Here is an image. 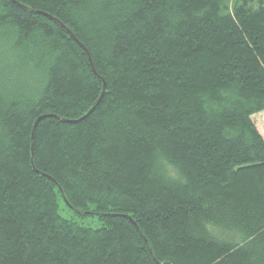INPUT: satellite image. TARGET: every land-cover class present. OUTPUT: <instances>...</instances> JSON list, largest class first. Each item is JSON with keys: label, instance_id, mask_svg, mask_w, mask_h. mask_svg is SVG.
I'll list each match as a JSON object with an SVG mask.
<instances>
[{"label": "trees", "instance_id": "16d2710c", "mask_svg": "<svg viewBox=\"0 0 264 264\" xmlns=\"http://www.w3.org/2000/svg\"><path fill=\"white\" fill-rule=\"evenodd\" d=\"M17 1L0 264H264V0Z\"/></svg>", "mask_w": 264, "mask_h": 264}, {"label": "water", "instance_id": "95a60500", "mask_svg": "<svg viewBox=\"0 0 264 264\" xmlns=\"http://www.w3.org/2000/svg\"><path fill=\"white\" fill-rule=\"evenodd\" d=\"M16 3H18L19 5H21V6H23L24 8H26V9H29V7L27 6V5H25V4H22V3H20L19 1H17V0H14ZM37 12H41V13H44L45 15H47V16H49L50 18H52V19H54L55 21H57V22H59L67 31H68V33L78 42V43H80V45L82 46V47H84V49L86 50V52H87V54H88V57H89V60H90V63H91V66H92V69H93V71L97 74V75H99L100 77H102L100 74H99V72L97 71V69H96V67H95V64H94V60H93V57H92V54H91V52H90V50L88 49V47L74 34V32L65 24V23H63L60 19H58L57 17H55V16H53L52 14H50V13H48V12H45V11H41V10H37ZM103 78V77H102ZM103 80H104V78H103ZM105 90H106V81L104 80V87H103V92H102V95H101V97H100V99L102 98V96H103V94L105 93ZM100 99L98 100V101H100ZM88 114H89V112H88ZM42 117H39L37 120H36V122H35V124H34V129H35V127H36V125H37V123L39 122V120L41 119ZM67 121H70V122H77L78 121V119H76V120H71V119H66ZM33 133H34V130H33ZM46 175H48V174H46ZM51 179H53L57 184H58V186H59V188H60V190L62 191V193H63V195H64V197H65V194H64V191H63V188H62V186L51 176V175H48ZM66 198V197H65ZM128 217L131 219V221L134 223V225L137 227V229L141 232V234L144 236V238L146 239V241H147V243H149V241H148V239H147V237L145 236V234L143 233V231H142V229L140 228V226L138 225V223L133 219V217H131V216H129L128 215ZM151 249V251H152V248H150Z\"/></svg>", "mask_w": 264, "mask_h": 264}, {"label": "rangeland", "instance_id": "374dc122", "mask_svg": "<svg viewBox=\"0 0 264 264\" xmlns=\"http://www.w3.org/2000/svg\"><path fill=\"white\" fill-rule=\"evenodd\" d=\"M252 117L257 127L259 128L260 132L264 136V110L254 114ZM65 214L69 215L72 214V212H69L67 210V212L65 211ZM82 220L84 224L92 225V226H99L101 222L99 218L94 215L85 216L84 218H82Z\"/></svg>", "mask_w": 264, "mask_h": 264}]
</instances>
